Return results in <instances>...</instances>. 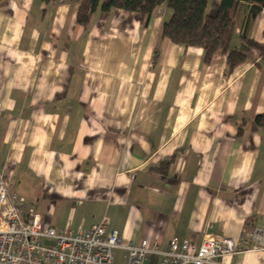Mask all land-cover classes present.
Segmentation results:
<instances>
[{
    "label": "crops",
    "instance_id": "0c3cea01",
    "mask_svg": "<svg viewBox=\"0 0 264 264\" xmlns=\"http://www.w3.org/2000/svg\"><path fill=\"white\" fill-rule=\"evenodd\" d=\"M78 6L0 0V182L23 218L72 236L105 219L151 264L205 235L234 242L221 264H264V62L241 29L246 59L228 74L225 56L205 64L160 36L165 5L146 26L98 10L85 27ZM246 33L264 45V9Z\"/></svg>",
    "mask_w": 264,
    "mask_h": 264
},
{
    "label": "built area",
    "instance_id": "2783aa9c",
    "mask_svg": "<svg viewBox=\"0 0 264 264\" xmlns=\"http://www.w3.org/2000/svg\"><path fill=\"white\" fill-rule=\"evenodd\" d=\"M24 207L17 194L0 182V264H113L114 250L123 252L121 264H151L149 257L156 253L145 242L134 247L115 231L107 233L105 219L72 236L44 229L37 215L23 218ZM177 245L175 240L170 242V251L162 254L159 264H221V259L236 255L234 242L222 236L205 235L199 248L184 241L175 252Z\"/></svg>",
    "mask_w": 264,
    "mask_h": 264
},
{
    "label": "trees",
    "instance_id": "16d2710c",
    "mask_svg": "<svg viewBox=\"0 0 264 264\" xmlns=\"http://www.w3.org/2000/svg\"><path fill=\"white\" fill-rule=\"evenodd\" d=\"M49 4L54 0H34ZM78 2L76 21L82 27L90 22L96 11L120 10L132 13L134 19L146 26L155 10L165 5L170 18L160 29V36L176 45L197 48L202 51L203 61L208 64L217 55L226 57V72L229 74L242 65L246 54L231 46L234 33L240 30L239 38L246 49L254 50L264 62V45L252 41L246 28L264 9V0H220L216 12L207 15L208 0H68ZM257 128L264 132V113L254 119Z\"/></svg>",
    "mask_w": 264,
    "mask_h": 264
},
{
    "label": "rangeland",
    "instance_id": "374dc122",
    "mask_svg": "<svg viewBox=\"0 0 264 264\" xmlns=\"http://www.w3.org/2000/svg\"><path fill=\"white\" fill-rule=\"evenodd\" d=\"M24 200H25V202H26V206H27V207H30V206H31L30 202L26 201V199H24ZM43 244H44V245H49L50 243L45 242V243H43ZM113 253H115L116 256H119V254H117L116 250H114Z\"/></svg>",
    "mask_w": 264,
    "mask_h": 264
}]
</instances>
